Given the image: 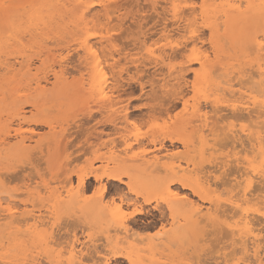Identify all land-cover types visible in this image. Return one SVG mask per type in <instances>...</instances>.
<instances>
[{"label": "rangeland", "instance_id": "rangeland-1", "mask_svg": "<svg viewBox=\"0 0 264 264\" xmlns=\"http://www.w3.org/2000/svg\"><path fill=\"white\" fill-rule=\"evenodd\" d=\"M159 1L160 0H114L113 10L111 8L108 10L103 9L102 11L103 13H107L108 11V14L111 13L112 15L114 13L115 16L113 15V20L115 22L113 20L108 21L106 18L108 14H105V25L103 24V28H100L98 24L93 23V17L95 15V17H98L99 11L101 10H97L96 13H94L95 11L90 8L88 12H92V15H89L87 12L80 14L77 11L78 4L75 0H0V149H2L0 150V171L2 173L0 174V197L7 199L8 205L15 210L14 216L6 219L3 218L8 216L0 211V264H23L26 258L31 260V248L38 242L35 239L37 235L45 232L46 229L48 232H51L50 222L65 215H72L84 223L91 225L94 232H103L105 236H110L111 246L113 248H119L124 252L130 253L131 256H133L132 258L138 260L139 264H190L191 261H204L206 264H221L223 259L225 260L224 256L226 255L227 260L236 258L231 254L234 253L237 247V243L232 244V241H235L233 237L236 238V236L229 235L227 232L230 230L229 228L225 227V230L224 228L221 230L218 225L219 223L216 221L212 223H216L215 225L218 226L217 229L211 226L212 223L208 224L206 222L207 227H204V221L203 223H200L202 222L200 221L194 226L193 224L195 223L183 217L185 213L186 215L190 213L196 203L202 204V211H205L206 206H210V204L208 201H200L198 197L192 193L191 189H183L179 181H185L208 199H219V201H222L231 193L233 194V192L237 191H232L233 187L231 184H227V182L225 184L224 180L226 179L227 181V179H231L229 176L227 178L228 172L230 174L232 173L231 177L236 176V174L239 173V166L241 167V165L232 161L235 167H232V162H229V166H225L228 169L223 167L220 169V162H222L223 158L225 160L229 159L227 155L229 153H231V159L243 157L245 155L244 151L246 150L244 148L248 149L250 141L242 137L239 141L234 139L236 144L233 141V143H229L231 142L230 139L223 140V135L220 136L221 134H219L217 139L215 138L216 140L207 135L209 139L206 138L208 141L206 140L205 143H200L201 141L199 138L191 140L194 136L196 138V133L193 130H195L199 124V122L195 120L194 123H192L196 126L194 129L187 128L189 127L188 125L185 126L187 128L185 130L183 129L184 127L177 128L178 136L189 138L190 141L187 142V145H182L180 142L171 144L169 141L164 140V145L160 148L159 141L163 137L164 132L169 129L170 122L176 118L178 119L183 116L185 118L187 115L190 116L192 113L191 110L197 102H199L197 105L201 109V113L207 111V114H210L209 111L211 108L209 102L211 100L214 98L221 100L225 97H229L230 99L232 97L234 98V96L229 95L228 89H232L234 92L237 91L235 94L238 93V96L249 95L257 97L260 94L261 96L259 95L258 98L264 97L262 95L264 94V84L259 82V79L262 81V77L259 76L258 65L255 63L257 62L256 56H258L257 52H255V36L256 32L257 36L263 32L264 17L254 19L255 21L252 22L251 27L248 25L251 24L250 20L253 19H250V22H248L249 24L245 27L248 31L242 27L243 31H245L244 35L242 31V38L240 36L238 37V34H236L241 32V30L238 31V29L241 28V22H239L240 24L237 23L231 26H229V24H227V26L221 25L218 27L219 29L217 28V31L213 30V32H210V29L208 27L206 28L204 25H198L200 26V31H198L200 33L198 34L200 35L202 33L201 36L204 38L201 37L202 43L199 42L200 49L195 48L197 52L199 51V53L196 52V55H209L210 53V63L215 65L218 61L215 67L217 71L220 72L219 75H221V77L223 76L221 79L223 81L226 79L225 81L230 84L234 83V87L232 84L231 86L227 85L218 75V77L214 76L216 72L213 73L210 71L216 69H213L210 64L207 68L208 74H206V77L203 79L204 81L199 80L198 83V80L196 81L193 74V71L199 69L197 63H192L190 66L185 65L184 73L179 72L173 75L172 73L175 72V69H170L167 65L169 63L176 64L177 61H165L161 59L158 63L156 60V56H159L161 52L166 56H174L176 52L180 51L179 49L174 50L175 52L172 51V46L182 41L179 35L173 34V37L170 39L162 38L161 35L164 29L170 31L175 29L178 25L183 24H179L180 22H173L172 18H169L166 26L165 17L170 15L171 7L166 10L163 4H171L166 3L165 0ZM194 1H196L195 4L201 5V0ZM206 1L205 3L204 0V3L208 5V10L205 20L211 21L210 18L214 17V12L216 10L219 11V9L215 10L214 7L219 8L221 6L220 3L224 0ZM94 2L97 3V0H94L93 3ZM179 2H176V4H184L183 1ZM211 4H213L214 7L211 6ZM157 5H159L160 8L158 7L154 10ZM137 7H139L140 10ZM210 8L211 10L213 9L212 12L209 11ZM181 9L180 13L183 10ZM197 9L199 10V7ZM114 10L115 12H113ZM183 12L182 14L178 13V16L180 14V17H189L188 10L184 12L188 14H184ZM147 13L150 15H147ZM138 14H141L140 17ZM42 17L47 18L43 19ZM159 19L160 21H158ZM213 19L212 21L216 22V19ZM218 19L217 22H219ZM105 20L108 21L106 23H109V27L105 23ZM198 21L201 20L199 19ZM259 22L261 25H258ZM128 23L133 28H131ZM89 25L95 29H99L100 32V35L90 36V44L93 43V48L98 49L99 52L101 51L100 54L102 51H106L107 53L111 52L113 56V51L116 52L113 56L114 59H112L115 61L114 73L116 75V90L114 91V98L117 103L114 104L108 112L102 111L97 90L92 86V83H90L93 80V58L87 54L83 46H81V41L84 36L88 35ZM238 25L239 28L237 29ZM106 26L107 29H105ZM41 27L43 30H41ZM110 30L115 34L112 36L111 40L108 39ZM248 32V36H251V39L247 40V38H249L247 36ZM239 35H241V33H239ZM113 38H115V40ZM209 41H213V44ZM248 41L251 44H249ZM157 44L160 45L159 48H157ZM211 44L212 46H216L211 47ZM250 45L251 47L254 46V51H252L253 49H251ZM243 46L244 48L247 46L250 48H245L247 49L245 50ZM149 47L155 50L154 54L151 56L148 55ZM101 48L104 49L101 50ZM77 49H81L79 54H76ZM205 49L208 50V52ZM70 50L75 57L74 59L69 57V59H72L71 65L68 64L67 60L62 59ZM192 52L193 47L188 45L180 52V59L186 60L187 54ZM234 52L236 54H234ZM83 55L85 56L83 57ZM217 58L221 59L217 60ZM120 59L123 60V63H121ZM85 63L87 64L85 65ZM253 63H255V65ZM259 63H261V61ZM236 65L238 67H236ZM246 67L249 70L246 69ZM121 69H123V72H121ZM135 69H139V71ZM162 72L164 73L163 75ZM83 73H85V75ZM246 73L250 76L246 77ZM54 74L57 76H54ZM171 74L174 77H172ZM239 74L240 77L243 76L247 78V81H256L258 88L256 82H251L253 83L251 85L254 87H248L249 83L247 81L243 82L239 80ZM255 74L258 76L256 77ZM147 75L149 78H147ZM176 75L182 76L184 85L182 89L177 85V81L181 78H178ZM230 75L233 80H231L232 78ZM143 76L145 78V83L152 90L149 93H145L144 101L137 103L131 97L133 95L137 97L140 95L139 81ZM216 77L217 80H215ZM154 78L156 80L159 79L157 80L159 83H157L159 86L158 90L152 87ZM170 81H173V83ZM193 81L196 82L197 94L200 100L198 98V101L190 104L192 109L189 107L190 110L188 109V112H184L183 100L192 95V88L190 86ZM235 81L237 83H235ZM238 81L244 83L247 89L239 82L241 84L240 86ZM166 82H168V85ZM245 82L248 84H245ZM258 82L260 86L262 85L261 88L263 87L262 92L258 90L260 88ZM89 83L91 85H88ZM119 83L121 85H119ZM216 85L226 90L222 88V92ZM118 87L120 88L118 89ZM166 88H169V90ZM211 88H216L219 92ZM254 88H257L256 91L258 90L259 92L256 93ZM179 89L184 90L183 93L185 95H180ZM248 89L250 90L248 91ZM166 90L168 91L167 94L164 93ZM177 92H179V94H177ZM208 92L212 93L210 94ZM200 93H203V95L200 96ZM223 93L226 96L223 95ZM172 94H176L175 96L179 97L177 98ZM227 94L229 96H227ZM249 96L244 98L248 99ZM171 99H173V104L167 103V100ZM144 104H147V107H143L142 105ZM219 105L221 106L222 104ZM223 111L222 114L227 113V111L224 113ZM177 112L181 115L186 113V116L177 117ZM124 114H126V117ZM106 119H112L114 122L110 124ZM242 119L244 122L241 121ZM242 119H237V117L236 119H232V117H228L224 121H221L220 125L223 127V124H225L227 127V125L231 126L233 124V126L235 125L234 127L237 128L240 125L249 126L250 123L253 122L250 119H248L249 122H247V118L246 120L245 118ZM165 122H167L166 126ZM156 124H159L162 129L166 127V130L161 131L155 127L150 128V126ZM192 124H190L191 127L193 126ZM191 130L194 134L193 137L189 136ZM16 131L20 133L17 132V134ZM222 131L226 132V130ZM99 133H101V135ZM206 133L208 132L206 131ZM206 133H204V135ZM124 137H126V142L123 140ZM136 137L138 138V142L134 140ZM157 138L160 139L158 140ZM113 139L114 141L111 143ZM151 140H155L156 143ZM226 140H229L228 143ZM242 140L245 145L237 143V141L242 142ZM246 141L249 143L247 144ZM128 144L131 147H129ZM231 145L235 146L233 147ZM241 146L242 148L239 150ZM240 151L242 152L241 154ZM103 157L108 160L114 159V162L118 164L121 172L132 175L126 177L125 181L131 183L132 187H136V189H139L144 195H155L158 192H163L165 187H167L179 193L181 196H188L190 202L179 210L177 216L167 212V205H162L159 210L153 206L151 211H148L150 215L152 214L154 216L153 218L150 216H146L147 218H145V216L139 218L141 221H145L146 219L150 222L153 220L150 224L148 223L150 226L148 224L143 225L142 223L140 226H135L131 221V233H123L115 226L109 228L112 208L108 206V203L112 198L111 194L105 193L106 199L100 197L99 194H97L96 197H92V192L100 186V184L94 180L93 175L102 174L105 169L106 164L100 161ZM25 158H33L40 164L39 177L33 173L32 169H29V176H25L24 172L21 170L23 166L20 164V161ZM149 160L153 163L151 161L148 163ZM154 160L158 163V167L157 165H153ZM157 160L159 161L157 162ZM254 160L257 164L260 157ZM145 161L146 163H144ZM151 163L153 166L149 165L146 169L145 165ZM125 165L126 167L128 166V169L125 168ZM177 165L179 166L178 169L176 168ZM230 166L233 171L229 169L231 168ZM90 172L91 175H88ZM224 172L227 173L223 175ZM218 174L223 177L220 181L216 179ZM81 178L85 180L84 186L82 187L79 185ZM151 178H153V180ZM171 180L175 181L173 184L171 183L172 185L169 184ZM104 183L106 187L110 188L112 191H115L117 185L122 189H127L128 187L127 185L112 180H105ZM260 185L262 187L264 186V184H260L258 180H255L253 183V187L255 186L254 188L258 190L262 189ZM77 186H79V189ZM228 190L232 192L230 193ZM89 197L92 198L89 199ZM90 203H92V207L88 208V204ZM3 205H7V202H3ZM31 213L37 217V221L32 220L30 217ZM162 213L165 215L162 218L163 220L159 219L162 217L160 216ZM11 219L14 220L12 221ZM221 220H223L225 224H232L233 222L230 221V219L227 220L224 218H221L219 222ZM186 221H188L187 224L189 225L185 223ZM262 222L264 221L261 219L256 221L255 233L256 231L259 233ZM161 225L164 226L163 235L157 236L156 233L161 231ZM219 228L220 230H218ZM201 230H205L207 233L205 234V231L202 232ZM195 232H197V236ZM136 233H139V235H135ZM2 235L7 238H4ZM81 235L84 234L81 233ZM141 236L144 237L143 240L140 239ZM228 236L231 237V239ZM10 239L12 240L10 241ZM25 242H27V244ZM12 249L14 252H12ZM229 251V255L231 254L230 256L226 254ZM49 258L53 262L64 260L65 264H67V257L58 255L57 252L50 251Z\"/></svg>", "mask_w": 264, "mask_h": 264}, {"label": "bare ground", "instance_id": "bare-ground-1", "mask_svg": "<svg viewBox=\"0 0 264 264\" xmlns=\"http://www.w3.org/2000/svg\"><path fill=\"white\" fill-rule=\"evenodd\" d=\"M59 1V0H58ZM76 2H77V4L78 3H85V4H92L93 3V1L94 0H75ZM158 1V0H157ZM161 1V0H160ZM159 1V2H160ZM184 2V4H195L196 3V1H194V0H165V2L166 3H170V4H176V2ZM215 1V0H214ZM30 2V1H29ZM141 2V1H140ZM179 2V3H180ZM207 1L205 0V3H206ZM31 3V2H30ZM61 3V2H60ZM95 3V2H94ZM93 3V4H94ZM115 3V2H114ZM117 3V2H116ZM205 3H204V0H201V5H203L204 7L203 8H199V10L198 9H192V8H188V9H183L184 10V12L186 11V10H188V12H189V17L188 16H182V17H180V14H182V12H183V10L181 11V13L179 14V16H178V14L175 16V17H172V21L173 22H180L179 24H182V25H178L175 29H172V30H170V31H167V29H164V31H163V34L161 35V37L162 38H165V39H170L171 37H173V34H177V36L179 35V37L182 39V41H181V44H185L186 42H185V34L186 33H191L192 31H194V30H198V31H200V26H198V25H207V27L210 29L209 31L210 32H213V30H218L219 28L218 27H220L221 25H226L227 26V24H229V26H231V25H235V24H240L239 22H241V28L240 29H238L239 28V25H238V27H237V29H238V31H240L241 30V32H239V33H241V35H239V33H236V34H238L237 36L239 37H241L242 38V31H243V29H242V27H246L247 26V24H249L248 22H250L251 21V24L250 25H248V26H250L251 27V25H252V22H254L255 20L254 19H257V18H259L260 19V17L261 18H263L264 17V4H262V0H224L222 3H220L221 4V6L219 7V8H215L214 7V5L213 4H211V6H213L214 7V9L216 10V9H219V11H215L214 12V17L213 18H215L216 19V22L214 21H212V15L211 16H208V17H211L210 18V20L212 21H206L205 19H206V14H207V10H208V5H205ZM28 4V3H27ZM142 4V3H141ZM146 4V3H145ZM144 4V5H145ZM149 4V3H148ZM160 4V3H159ZM178 4V3H177ZM218 4V3H217ZM66 5V4H65ZM138 5H139V3H138ZM147 5V4H146ZM163 5H165V4H163ZM238 5H244L245 7H243V8H241V7H237ZM248 5H251V7H248ZM14 6V5H13ZM219 6V5H218ZM139 7H142V6H139ZM139 7H137L138 9H139ZM207 7V8H206ZM113 8L114 7H112V10H113ZM150 8V7H149ZM160 8V7H159ZM90 9V8H89ZM108 10V9H107ZM106 10V11H107ZM140 10V9H139ZM160 10V9H159ZM162 10V9H161ZM171 11H170V13L172 12V9H170ZM213 10V9H212ZM212 10H211V8L209 9V11H211L212 12ZM90 11V10H89ZM145 11V10H144ZM147 11V10H146ZM14 12V11H13ZM100 12V11H99ZM109 12H110V10H109ZM112 12V11H111ZM113 12H115V10L113 11ZM112 12V13H113ZM183 12V13H184ZM92 13V12H91ZM94 13H96V11L94 12ZM140 13V12H139ZM143 13H145V12H143ZM153 13V12H152ZM151 13V14H152ZM68 14V13H67ZM84 14V13H83ZM105 14H108V11H107V13H104V16H105ZM184 14H188L187 12L186 13H184ZM183 14V15H184ZM19 15V14H18ZM92 15V14H91ZM97 15H98V13H97ZM113 15H114V13H113ZM136 15V14H135ZM139 15V14H138ZM141 15V14H140ZM140 15H139V17H140ZM143 15V14H142ZM147 15H150V14H148L147 13ZM147 15H145V16H147ZM162 15V14H161ZM169 15V14H168ZM20 16V15H19ZM96 16V15H95ZM94 16V17H95ZM115 16V15H114ZM144 16V15H143ZM153 16H154V14H153ZM14 17V16H13ZM17 17V16H16ZM137 17V16H136ZM162 17V16H161ZM20 18V17H19ZM18 18V19H19ZM43 18V17H42ZM44 18H47V17H44ZM43 18V19H44ZM65 18V17H64ZM106 18H107V15H106ZM105 18V19H106ZM152 18H154V17H152ZM160 18V17H159ZM162 18H164V17H162ZM218 18H220V19H218ZM150 19V18H149ZM149 19H147V20H149ZM161 19V18H160ZM160 19L158 20V21H160ZM201 20V21H198V20ZM217 19L219 20V22H217ZM250 19H253V20H250ZM13 20V19H12ZM15 21H17L16 19H14ZM54 20V19H53ZM214 20V19H213ZM220 20H221V22H220ZM250 20V21H249ZM114 21V20H113ZM122 21V20H121ZM120 21V22H121ZM127 21V20H126ZM133 21V20H132ZM134 21H136V20H134ZM157 21V20H156ZM257 21V20H256ZM258 21H260V20H258ZM49 22V21H48ZM106 22H108V21H106L105 20V23ZM115 22V21H114ZM129 22V21H128ZM146 22V21H145ZM155 22V21H154ZM263 22V21H262ZM15 23V22H14ZM113 23V22H112ZM130 23V22H129ZM128 23V24H129ZM149 23V22H148ZM161 23V22H160ZM13 24V23H12ZM104 24V23H103ZM107 24V23H106ZM109 24V23H108ZM107 24V25H108ZM115 24V23H114ZM114 24H113V26H114ZM118 24H120V23H118ZM159 24V23H158ZM255 24V23H254ZM53 25V24H52ZM105 25V24H104ZM112 25V24H111ZM110 25V26H111ZM130 25V24H129ZM136 25V24H135ZM143 25V24H142ZM258 25H261L260 24V22H259V24ZM36 26V25H35ZM131 26V25H130ZM134 26V25H133ZM153 26V25H152ZM156 26V25H155ZM154 26V27H155ZM255 26V25H254ZM257 26V25H256ZM108 27H109V25H108ZM112 27V26H111ZM166 27V26H165ZM206 27V28H207ZM264 27V26H263ZM45 28V27H44ZM122 28V27H121ZM131 28H133L132 26H131ZM150 28H152V27H150ZM163 28H164V26H163ZM163 28H161V29H163ZM218 28V29H217ZM73 29V28H72ZM105 29H107V26H106V28ZM111 29V28H110ZM237 29H236V31H237ZM251 29V28H250ZM41 30H43L42 29V27H41ZM113 30V29H112ZM117 30H118V28H117ZM122 30V29H121ZM147 30V29H146ZM159 30V29H158ZM245 30L246 31H248L247 30V28H245ZM46 31H48V30H46ZM111 31V30H110ZM116 31V30H115ZM161 31V30H160ZM197 31V37L195 38V44L193 45L192 44V40L191 39H189L188 41H187V45H190V47H195V48H199V44L200 43H202V39H201V37H203V36H201V34L199 35L198 33H200V32H198ZM237 31V32H238ZM250 31V30H249ZM24 32V31H23ZM35 32V31H34ZM132 32V31H131ZM158 32V31H157ZM244 33H243V35L245 34V31H243ZM64 33H66V32H64ZM88 33V32H87ZM121 33V32H120ZM133 33V32H132ZM147 33V32H146ZM150 33V32H149ZM152 33H153V31H152ZM154 33H156V32H154ZM215 33V32H214ZM262 33H264V29H263V32ZM135 34V33H134ZM248 34H249V32L247 33V36H248ZM115 35V34H114ZM154 35V34H153ZM212 35H214V34H212ZM211 35V36H212ZM253 35H255V34H253ZM26 36V35H25ZM205 36V35H204ZM246 36V37H247ZM20 37V36H19ZM28 37V36H27ZM38 37V36H37ZM46 37V36H45ZM115 37V36H114ZM146 37V36H145ZM179 37H178V39H179ZM213 37V36H212ZM234 37H235V35H234ZM249 37V36H248ZM251 37V36H250ZM247 38V40L248 39H251V38ZM255 37H257V32H256V36ZM204 38V37H203ZM236 38V37H235ZM253 38V37H252ZM114 40H115V38H113ZM148 39V38H147ZM214 39V38H213ZM204 40V39H203ZM236 40V39H235ZM247 40H245V41H247ZM253 40H255V39H253ZM91 41V40H90ZM177 41H179V40H177ZM225 41V40H224ZM251 41V40H250ZM12 42H13V40H12ZM200 42V43H199ZM204 42H205V40H204ZM210 42V41H209ZM212 42V44H213V41H211ZM210 42V43H211ZM241 42H242V39H241ZM240 42V43H241ZM243 42H244V40H243ZM177 43V42H176ZM209 43V44H210ZM224 43V42H223ZM227 43V42H226ZM248 43H249V41H248ZM80 44V43H79ZM93 44V43H92ZM92 44H90L89 43V45L87 46V47H83L84 49H85V51H86V53L87 54H89L90 56H91V50L92 49H94L93 47V45ZM212 44H211V47H215L216 45H213L212 46ZM225 44V43H224ZM247 44V43H246ZM249 44H251V43H249ZM12 45V44H11ZM33 45V44H32ZM98 45V44H97ZM104 45V44H103ZM252 45H253V43H252ZM255 45H256V50H255V52H257V54H258V56H256L257 58V62H255V63H257V65H258V74H259V76H261L262 77V75H261V68L262 67H264V65H262L261 63H259L260 61H261V53L259 52V50H258V45H257V42L255 43ZM81 46H82V44H81ZM150 46V45H149ZM153 46V45H152ZM234 46H235V43H234ZM32 47V46H31ZM98 47V46H97ZM104 47V46H103ZM249 46H247V47H245V48H248ZM250 47H251V45H250ZM249 47V48H250ZM254 47V46H253ZM253 47H251V49H253ZM46 48V47H45ZM82 48V49H83ZM132 48V47H131ZM150 48V47H149ZM173 48V47H172ZM186 48V47H185ZM243 48H244V46H243ZM242 48V49H243ZM244 48V49H245ZM248 48V49H249ZM40 49V48H39ZM42 49V48H41ZM96 49V48H95ZM104 49V48H103ZM102 48H101V50H103ZM134 49V48H133ZM168 49H169V47H168ZM167 49V50H168ZM200 49V48H199ZM250 49V50H251ZM106 50V49H105ZM206 50V49H205ZM245 50H247V49H245ZM84 51V50H83ZM172 51H174V50H172ZM186 51V50H185ZM204 51V50H203ZM207 52H208V50H206ZM205 51V52H206ZM214 51V50H213ZM235 51V50H234ZM240 51V50H239ZM252 51H254V49L252 50ZM101 52V51H100ZM175 52V51H174ZM197 52V51H196ZM201 52H202V50H201ZM200 52V53H201ZM231 52V51H230ZM237 52V51H236ZM248 52V51H247ZM102 53H103V55H102ZM102 53L100 54V57L98 56V57H95V58H93L92 56V58H93V60H92V69H93V80L90 82V83H92V86L93 87H95L96 88V90H97V93H98V96H99V101H100V106H101V108H102V111H106V112H108V111H110V109H111V107L114 105V104H116L117 103V101H116V99L114 98V91L116 90V79H115V73H114V67H115V61H113V56H112V53L111 52H103L102 51ZM105 53H107V55H105ZM119 53V52H118ZM172 53V52H171ZM197 53H199V51L197 52ZM203 53V52H202ZM214 53V52H213ZM227 53V52H226ZM26 54V53H25ZM215 54V53H214ZM234 54H236L235 52H234ZM249 54V53H248ZM41 55V54H40ZM102 55V56H101ZM144 55V54H143ZM198 56H199V58H200V63H202V64H204L205 65V69L204 70H201V68H200V63H197L196 61H193V64L194 63H197L198 64V67H199V69L197 70H195V71H193L194 73V76H195V79H196V81L198 80V83H199V80H203L205 77H206V74H208L207 73V68H208V66H209V64L212 66V68L214 69H216V70H212V71H210V72H219V71H217V68L215 67V66H217L216 64L218 63V61H217V63L215 64V65H213V63H210V61H209V55H210V53H209V55L208 54H204V55H207L208 56V59L207 60H205L204 59V55H202V54H197ZM238 55V54H237ZM240 55V54H239ZM250 55H251V51H250ZM27 56V55H26ZM29 56V55H28ZM31 56V55H30ZM50 56V55H49ZM48 56V57H49ZM85 55H83V57H84ZM173 56V55H172ZM223 56V55H222ZM222 56H221V58H222ZM216 57V56H215ZM244 57V56H243ZM248 57V56H247ZM113 58V59H112ZM116 58V57H115ZM221 58H217V60H219V59H221ZM235 58H237V57H235ZM102 60L103 61V63L101 64V65H97V60ZM223 59V58H222ZM86 60H87V58H86ZM121 60V59H120ZM224 60V59H223ZM233 60V59H232ZM22 61H24V60H22ZM89 61V60H88ZM81 62V61H80ZM141 62V61H140ZM214 62H216V61H214ZM220 62V61H219ZM242 62V61H241ZM23 63V62H22ZM25 63V62H24ZM119 63V62H118ZM255 63H253L254 65H255ZM87 63H85V65H86ZM245 64V63H244ZM22 65V64H21ZM82 65V64H81ZM235 65V64H234ZM252 65V64H251ZM210 66V67H211ZM214 66V67H213ZM232 66V65H231ZM61 67V66H60ZM84 67V66H83ZM89 67V66H88ZM87 67V68H88ZM236 67H238L237 65H236ZM242 67H244V66H242ZM248 67V66H247ZM246 67V69H248ZM91 68V67H90ZM158 68V67H157ZM161 68V67H160ZM61 69L63 70V68L61 67ZM124 69V68H123ZM129 69H132V68H129ZM162 69V68H161ZM231 69H232V67H231ZM245 69V68H244ZM245 69V70H246ZM255 69V68H254ZM254 69H253V71H254ZM31 70V69H30ZM86 70V69H85ZM135 70H137V69H135ZM141 70V69H140ZM154 70V69H153ZM249 70V69H248ZM252 70V69H251ZM250 70V71H251ZM7 71V70H6ZM5 71V72H6ZM32 71V70H31ZM137 71H139V69L137 70ZM148 71V70H147ZM160 71V70H159ZM198 71H200L201 72V75L199 76V77H197L196 76V73L198 72ZM136 72V71H135ZM154 72V71H153ZM186 72V71H185ZM228 72V71H227ZM247 72V71H246ZM7 73V72H6ZM10 73V72H9ZM82 73V72H81ZM81 73H79V74H81ZM148 73H149V71H148ZM161 73V72H160ZM170 73V72H169ZM175 73V72H174ZM182 73H184V72H182ZM192 73V72H191ZM215 73V75L214 76H219V78L221 79L222 77H221V75H219L220 74V72L218 73V74H216ZM251 73V72H250ZM252 73H254V72H252ZM256 73H257V71H256ZM23 74V73H22ZM27 74V73H26ZM25 74V75H26ZM84 75H85V73H83ZM82 74V75H83ZM164 73L162 72V75H163ZM176 74V73H175ZM223 74H224V72H223ZM222 74V75H223ZM225 74H226V72H225ZM237 74V73H236ZM240 74H241V72H240ZM240 74H239V77H240ZM62 75V74H61ZM64 75V74H63ZM81 75V76H82ZM172 75V74H171ZM170 75V76H171ZM174 75V74H173ZM172 75V77H174ZM243 75V74H242ZM254 75V74H253ZM27 76V75H26ZM54 76H57V75H55L54 74ZM87 76V75H86ZM141 76V75H140ZM144 76H146V75H144ZM143 76V77H144ZM177 76V75H176ZM184 76V75H183ZM217 76V77H218ZM225 76V75H224ZM231 76V75H230ZM234 76V75H233ZM248 76H250L249 74L247 75V73H246V77H248ZM255 76L257 77L258 75H256L255 74ZM104 77H107V79H104ZM169 77V76H168ZM178 78L180 77L181 79H182V76H177ZM185 77H187V76H185ZM217 77H216V79L215 80H217ZM238 77V78H239ZM241 77H243V76H241ZM240 77V78H241ZM251 77H254V76H251ZM39 78H41V77H39ZM46 78V77H45ZM83 78H85V77H83ZM147 78H149V76L147 75ZM170 78V77H169ZM227 78H229V77H227ZM231 78H232V76H231ZM239 78V80H242L243 82L244 81H247V78H245V77H243L242 79H240ZM250 78V77H249ZM15 79V78H14ZM90 79V78H89ZM88 79V80H89ZM119 79V78H118ZM155 79V78H154ZM163 79V78H162ZM167 79V78H166ZM235 79H236V77H235ZM252 79V78H251ZM262 79V78H261ZM13 80V79H12ZM79 80H80V78H79ZM150 80L152 81V79H151V77H150ZM157 80H159V79H157ZM177 80H179V79H177ZM212 80V79H211ZM214 80V79H213ZM222 80V79H221ZM226 80V79H225ZM223 81V82H225L227 85H230L231 86V84L230 83H227L226 81ZM231 80H233V78L231 79ZM204 81V80H203ZM228 81V80H227ZM19 82V81H18ZM88 82V81H87ZM122 82V81H121ZM169 82V81H168ZM168 82H166L167 83V85H168ZM170 82H172L173 83V81H170ZM178 82V81H177ZM241 83V81H238V83ZM248 83H246L245 82V84H248V87H252L253 85H251V84H253V83H251V82H256V81H247ZM259 82L261 83L262 81L259 79ZM259 82H258V84H259ZM82 83V82H81ZM85 83V82H84ZM88 84V85H91V84ZM158 83V82H157ZM164 83V82H163ZM163 83H161V84H163ZM220 83V82H219ZM222 83V82H221ZM235 83H237L236 81H235ZM239 83V85L241 86V84H243L242 86H244V83H241L240 84ZM47 84V83H46ZM159 84V83H158ZM234 84V83H233ZM232 84V85H233ZM261 84H264V83H261ZM119 85H121L120 83H119ZM123 85H124V83H123ZM175 85V84H174ZM177 85H179V84H177ZM189 85V84H188ZM207 85H209V84H207ZM212 85V84H211ZM251 85V86H250ZM256 85H257V82H256ZM84 86V85H83ZM118 86V85H117ZM171 86V85H170ZM217 86V85H216ZM236 86H238V85H236ZM259 86H260V84H259ZM262 86V85H261ZM261 86H260V88L258 89L259 91H263V87L261 88ZM264 86V85H263ZM169 87V86H168ZM176 87V86H175ZM179 87V86H178ZM191 87V86H190ZM205 87H207V86H205ZM213 87V86H212ZM233 87H234V85H233ZM244 87H246V86H244ZM254 87V86H253ZM256 87V86H255ZM120 87H118V89H119ZM217 88L218 89H222L220 86H217ZM257 88H258V85H257ZM257 88H254V90L256 91V89ZM133 89V88H132ZM166 89H168L169 90V88H166ZM174 89V88H173ZM176 89V88H175ZM211 89H215V91H218V89L216 90V88H211ZM224 90H226L225 88H223ZM242 89H243V87H242ZM245 89V88H244ZM246 89H247V87H246ZM180 91V95L181 94H184L183 93V91L184 90H181V89H179ZM235 90H236V88H235ZM250 89H248V91H249ZM253 90V89H252ZM256 91V93L257 92H259V91ZM124 91V90H123ZM167 91V90H166ZM166 91H164V93H168V91L166 92ZM171 91H173V90H171ZM222 91V90H221ZM228 92H229V95L230 96H234V98L232 99H230L229 97V99L228 98H223V99H218V98H214L213 100H209L210 102H209V106H210V108H211V110L209 111V113L210 114H207V111H206V109L204 108V110L206 111V112H204V111H202V112H204V113H201V109L199 108V106L197 105L199 102H197L196 104H194V106H193V108H195L196 110L195 111H193V109H192V107H190L191 105H189V107L192 109L191 111H192V113L190 114V116L189 115H187V117H185L184 118V116L183 115H185V114H183V115H180V116H183V117H181V118H176L175 120H172L171 122H170V124H169V129L167 130V131H165L164 132V134H163V137L161 138V140L159 141V146H160V148L161 147H163V143H164V140H166V141H169L171 144H173L174 142H180V143H182V145H187V142L188 141H190L189 140V138L187 137V138H184V137H182V136H178V130H177V128L178 127H184L183 129L185 130V129H187V128H189V129H194L196 126H194L192 123H194V120L195 121H198L199 122V124L197 125V128H195V130H193V131H195V135H196V138H195V136H194V134H193V131L191 132L190 131V133H189V136L191 137H193L194 136V138H192L191 140H193V139H197V138H199L200 139V143H205L206 142V140L207 139H209L208 138V136H211V137H213L214 139L216 138L217 139V137H219V134H221L220 136H222V139L223 140H225V139H230V141L231 142H229V143H233V142H235V140L234 139H237L238 141L240 140V139H242V137L243 138H247L248 139V141H250V143L249 142H247V144L249 143V147H248V149L247 148H244V149H246L244 152V156L243 157H240V158H238V157H236L235 159H231V160H229V159H224L223 158V160H222V162H220V169L223 167V168H227V167H225V166H229V162H236L237 164H240L241 165V167L239 166V168H240V170H239V168H238V170H239V173H237L236 174V176H234L236 179L233 181V180H229V179H227V181H226V179L224 180V182H225V184H226V182H227V184L229 183V184H231V186L234 188H232L231 186V188H232V191H234V190H237V191H235L236 192V199H237V201L238 200H241V199H243L244 197H243V189L240 187V185L241 184H243V186L244 187H249V185H251V187L249 188V191H250V203H251V206H255V207H257V204H256V201H258L259 199H260V195L259 194H261V191H262V189H257V188H254L253 187V183H254V181L256 180H258L259 182H260V184L262 183V181H264V177H262V176H260V175H258V174H256V173H252L251 175H250V170L253 168V167H255L256 169H259V167H260V162H261V160H264V103H261V100H262V98H258V96L260 95L259 93V95L257 96V97H254V96H249V95H243V96H241V95H239L238 96V93H236L235 94V92H237V91H235L234 92V90H232V89H228L227 90ZM226 91V92H227ZM163 92V91H162ZM179 92H177V94H179ZM219 92V91H218ZM223 92V91H222ZM221 92V93H222ZM251 92H253V91H251ZM86 93V92H85ZM163 93V94H164ZM172 93V92H171ZM208 93H210V92H208ZM212 93V92H211ZM210 93V94H211ZM217 93V92H216ZM263 93H264V91H263ZM92 94V93H91ZM90 94V95H91ZM240 94V93H239ZM173 95V94H172ZM176 94H174L173 96H175ZM185 95V94H184ZM183 95V96H184ZM223 95H225L224 93H223ZM228 94H227V96H229ZM237 95V96H236ZM263 96H264V94H262ZM117 96V95H116ZM211 96H213V95H211ZM210 96V97H211ZM226 96V95H225ZM247 96H249V98L248 99H246V98H244V97H247ZM261 96V95H260ZM21 97V96H20ZM175 97H177V96H175ZM179 97V96H178ZM177 97V98H178ZM220 98V97H219ZM181 99V98H180ZM173 99H171V100H167L168 102L167 103H172L173 104V101H172ZM199 100H200V98H199ZM181 101V100H180ZM196 101H198V100H196ZM120 102V101H119ZM118 102V103H119ZM206 103V102H205ZM184 104V103H183ZM207 104V103H206ZM205 104V105H206ZM219 104H222L221 106L219 105ZM200 105V104H199ZM132 106V105H131ZM203 106V105H202ZM220 106V107H219ZM233 106H235V109L233 108ZM100 108V109H101ZM184 108H185V106H184ZM99 109V110H100ZM209 109V108H208ZM190 110V109H189ZM223 110H225V111H227V113H225V114H222V111ZM225 111H223V113L225 112ZM185 112V111H184ZM188 112V111H187ZM251 114H254V115H251ZM124 116L126 117V114H124ZM186 116V115H185ZM252 116H253V118H252ZM228 117H232V119H236V117H237V119H242V118H245V120H246V118H247V120L248 119H250L251 121H253V122H251L250 123V125L249 126H251V127H249V126H245V125H240L239 127H234L233 126V124L231 125V126H229V125H227V127H226V125L225 124H223L224 126L222 127L220 124H221V121H224L225 119H227ZM235 117V118H234ZM171 119V118H170ZM173 119V118H172ZM106 121H108V122H110V124H112L111 122H114V120L112 121V119L110 120V119H106ZM237 121V120H236ZM241 121H243V119L241 120ZM244 122V121H243ZM247 122H249V120L247 121ZM227 123V122H226ZM190 124H192L193 126L191 127V125ZM218 124H219V126H218ZM102 125V124H101ZM186 125H188L189 127H185ZM237 125V124H236ZM224 127H226V128H224ZM106 128V127H105ZM182 129V130H183ZM208 132V133H206V131ZM110 130V129H109ZM176 130V131H175ZM222 130H226V132H224V131H222ZM187 131V130H186ZM205 131V132H204ZM20 133L19 131H16V133ZM100 132V131H99ZM200 132H204V133H206L205 135H204V133H200ZM217 132V133H216ZM219 132H221V133H219ZM17 133V134H18ZM100 135H101V133H99ZM203 134V135H202ZM20 135V134H19ZM162 135V134H161ZM208 135V136H207ZM158 136V135H157ZM207 136V137H206ZM30 137H32V136H30ZM116 137V136H115ZM141 137V136H140ZM110 138V137H109ZM142 138V137H141ZM201 138H202V140H201ZM207 138V139H206ZM212 138V139H213ZM27 139H29V138H27ZM116 139V138H115ZM130 139V138H129ZM154 139V138H153ZM158 139V138H157ZM160 139V138H159ZM158 139V140H159ZM187 139V140H186ZM215 139V140H216ZM118 140V139H117ZM123 140L126 142V137H124L123 138ZM134 140H138V138L136 137ZM140 140V139H139ZM163 140V141H162ZM113 141H114V139L111 141V143H113ZM120 141V140H119ZM122 141V140H121ZM135 141V142H136ZM142 141V140H141ZM151 141H153V140H151ZM155 141V140H154ZM153 141V142H154ZM195 141V140H194ZM208 141V140H207ZM227 141V143H228V141L229 140H226ZM233 141V142H232ZM237 141V143H242V145H245V144H243V140H242V142L240 141V142H238ZM244 141H245V139H244ZM117 142V141H116ZM138 142V141H137ZM158 142V141H157ZM196 142V141H195ZM124 143V142H123ZM155 143H156V141H155ZM226 143V142H225ZM25 144V143H24ZM235 144H236V142H235ZM129 145V144H128ZM228 145V144H227ZM239 145V144H238ZM231 146H233V145H231ZM235 146V145H234ZM233 146V147H234ZM236 148V147H235ZM237 148H239V147H237ZM241 148H242V146L240 147V149L239 150H241ZM159 149V148H158ZM163 149V148H162ZM203 149V148H202ZM0 150H2V149H0ZM239 152V151H238ZM236 153V152H235ZM242 152L240 151V154H241ZM251 154V155H250ZM166 155V154H165ZM228 155V154H227ZM250 155V156H249ZM118 156V155H117ZM1 157V156H0ZM245 157H247L248 159H245ZM257 157H260V160H259V162H257V164L255 163V158H257ZM154 159H156L155 157H153ZM116 159V158H115ZM159 159V158H158ZM117 160V159H116ZM153 160V159H152ZM100 161H102V162H104L106 165H105V169H104V171L105 170H107V171H109V172H119V173H122V174H124L123 172H121V170L119 169V167H118V164H116L115 162H114V159L113 160H108V159H105L104 157L103 158H101V160ZM148 161V160H147ZM150 161L151 160H149V162L148 163H150ZM156 160H154V166L155 165H157L158 163H156L155 162ZM159 160H157V162H158ZM258 161V160H257ZM152 162V161H151ZM233 162H232V164H233ZM118 163V162H117ZM144 163H146V161L144 162ZM153 163V162H152ZM152 163L151 164H147V165H145L146 166V169H147V167H149V165L151 166L152 165ZM143 164V163H142ZM111 165V166H110ZM152 165V166H153ZM144 166V167H145ZM234 166V164L232 165V167ZM91 167V166H90ZM157 167H158V165H157ZM231 167V166H230ZM232 167L231 168H229L230 170L232 169ZM235 167V166H234ZM108 168V169H107ZM125 168L126 169H128V166L126 167V165H125ZM145 169V168H144ZM157 169V168H156ZM228 169V168H227ZM224 170H226V169H224ZM238 170H237V172H238ZM154 171V170H153ZM232 171H233V169H232ZM232 171H230V172H232ZM235 172V171H234ZM91 173V172H90ZM128 173H130V172H128ZM227 173V172H226ZM225 172H224V174L223 175H225L226 174ZM229 173V172H228ZM0 174H2L1 173V171H0ZM232 174V173H231ZM4 176H5V173H4ZM130 176H132V175H127L126 174V177H130ZM142 176V175H141ZM96 175H93V178H94V180H96ZM138 177V176H137ZM227 178H228V175H227ZM152 180H153V178H151ZM108 180H112V179H108ZM112 181H117V180H112ZM134 181H136V180H134ZM206 181H208V180H206ZM211 181V180H210ZM233 181V182H232ZM88 182V181H87ZM117 182H119V183H121L120 181H117ZM173 182H175V181H170V183L169 184H173ZM84 183H85V180H84V178H81L80 179V181H79V185H80V187H82V186H84ZM186 182L185 181H179V184L181 185V187L183 188V189H191L192 190V193L194 194V195H196L197 197H198V199L200 200V201H202V202H204V201H208L209 202V204H210V206H206V210L205 211H202L201 209H202V204H195V206L193 207V209L190 211V213L189 214H187L186 215V213H185V215H183V217L184 218H187L188 220H191V222L192 223H195V224H193L194 226L196 225V224H198L200 221H202V222H200V223H203V221H204V223H203V225H204V227H207L206 226V223H212L213 221H216L217 223H219L218 225L220 226V228H221V230H222V227H221V224H220V222H219V220L221 219V218H224L225 219V215H227V217H229L228 219H230V221H233L232 222V229H230V230H226L228 233H229V235H230V232H232V230H235V236H236V238H237V241L239 242L238 244H240L241 246H243L245 243H247V244H251L252 243V238H249L247 241H245V240H242V239H240V236H241V232H244V234L245 235H247V232L245 231V228H246V225L243 223V220H242V218H241V216H236L235 218H232V212H229L228 211V209L229 208H231V205H229V204H227L226 203V201H228V200H230V199H232L233 198V194L230 192V190H228L231 194L227 197V198H225V199H223L222 201H219V199H217V200H213V199H208V198H206V197H204V196H202L201 194H200V192L199 191H197V190H195L194 188H192L188 183V187L187 188H185L184 187V184H185ZM232 183H233V185H232ZM116 184V183H115ZM118 184V183H117ZM124 185H129V183L127 182V181H124V183H123ZM171 184V185H172ZM257 184V183H256ZM177 185V184H176ZM255 185V184H254ZM257 185H259V184H257ZM263 185V184H262ZM103 186L104 187H106V185H105V183H103ZM167 186H169V185H167ZM261 186V185H260ZM99 187H101V185L99 186ZM98 187V188H99ZM257 187V186H256ZM262 187V186H261ZM264 187V186H263ZM227 188V187H226ZM235 188H237V189H235ZM258 188H260V187H258ZM133 189L135 190L136 189V187H133ZM4 190V189H3ZM226 190V189H225ZM173 191V190H172ZM226 192H227V190H226ZM228 193V192H227ZM234 193V192H233ZM8 194V193H7ZM226 195V194H225ZM182 196H185V195H182ZM6 197V196H5ZM13 197V196H12ZM7 198H9V197H7ZM3 199H5V198H3V197H0V211L1 212H3L4 213V215L6 214L8 217H4L3 219H6V218H12L13 216H14V214H15V210H14V208H12L11 206H9L8 205V201H7V199H5V200H3ZM101 199V198H100ZM3 200V201H2ZM10 201V200H9ZM194 201V200H193ZM3 202H7V205H3ZM12 202V201H11ZM190 201L188 200V201H181V202H176V203H174L173 204V206H172V211L170 212V214L171 215H174V216H177L178 214L177 213H179V210L181 209V208H183L184 206H186L188 203H189ZM10 204V203H9ZM92 203H90V204H88V208L89 207H92V205H91ZM193 204V203H192ZM95 206V205H94ZM126 207H127V205H125ZM193 206V205H192ZM96 207V206H95ZM98 207V206H97ZM92 209V208H91ZM97 209V208H96ZM88 213V212H87ZM160 214V213H159ZM183 214V213H182ZM17 215V214H16ZM111 215V214H110ZM252 219L249 221V223H250V225H251V227H252V229H254V230H256V227H255V223H256V221L258 220V219H261V220H263L264 221V218H261L257 213H255V212H253L252 214ZM144 216H150L151 218H153L154 216L151 214H149L148 213V211H146V213L144 214ZM160 216H162V217H160L159 219H162L165 215H163V213L160 215ZM174 216H172V217H174ZM257 216H259V217H257ZM3 217V216H2ZM30 217L32 218V220L33 221H37V217L34 215V214H30ZM159 217V216H158ZM149 218V217H148ZM179 218V217H178ZM215 218V219H214ZM17 219V218H16ZM158 219V218H157ZM156 219V220H157ZM227 219V220H228ZM231 219H233V220H231ZM255 219H256V221H255ZM2 220V219H1ZM12 220V219H11ZM10 220V221H11ZM14 220V219H13ZM12 220V221H13ZM23 220V219H22ZM108 220V219H107ZM149 220H151V219H149ZM163 220V219H162ZM27 221V220H26ZM151 221H153V220H151ZM150 221V222H151ZM155 221V220H154ZM174 221V220H173ZM181 221V220H180ZM150 222L149 221H147L146 219H145V221H141V220H139V219H136V218H133V220H132V224L133 225H135V226H140L141 225V223L144 225V224H150ZM187 222L188 221H186L185 223L187 224ZM206 222V223H205ZM0 224H1V222H0ZM148 224V225H149ZM216 223H212V227H214V228H218V226H216L215 225ZM257 224V223H256ZM152 225V224H151ZM155 225V224H154ZM187 225H189V224H187ZM214 225V226H213ZM150 226V225H149ZM180 226V225H179ZM209 226V225H208ZM216 226V227H215ZM258 226V225H257ZM147 227V226H146ZM142 228V227H141ZM148 228V227H147ZM220 228L218 229V230H220ZM259 228V227H258ZM144 229V228H143ZM142 229V230H143ZM178 229V228H177ZM205 229V228H204ZM208 229V228H207ZM226 228L224 227V230H225ZM198 230V229H197ZM210 230V229H209ZM132 231V230H131ZM134 231V230H133ZM198 231H200V230H198ZM202 231V230H201ZM205 231V230H204ZM204 231H202V232H204ZM230 231V232H229ZM143 232V231H142ZM197 232H195V235L197 236V234H196ZM207 232L205 231V234H206ZM220 233V232H219ZM226 233V232H225ZM227 233V234H228ZM256 233H257V231H256ZM202 234H204V233H202ZM5 235V234H4ZM4 235H2L4 238H7V237H5ZM128 235V234H127ZM199 235V234H198ZM201 235V234H200ZM254 235H255V233H254ZM1 236V235H0ZM126 237V236H125ZM127 237H129V236H127ZM199 237V236H198ZM222 237H225V236H222ZM229 237V236H228ZM233 237V236H232ZM179 238V237H178ZM230 239H231V237H229ZM228 238V239H229ZM236 238L235 237H233V240H235L236 241ZM8 239H9V237H8ZM12 239H10V241H11ZM120 241V240H119ZM236 241V242H237ZM229 242V241H228ZM2 243V242H1ZM26 244H27V242H25ZM226 243V242H225ZM234 243V241H232V244ZM5 244H6V242H5ZM235 244V243H234ZM116 246V245H115ZM229 246V245H228ZM15 247V246H14ZM27 247H28V245H27ZM227 247V246H226ZM237 248V247H236ZM14 249V248H13ZM13 249H12V252H14L13 251ZM232 249H233V247H232ZM10 250V249H9ZM231 250V249H230ZM17 251V250H16ZM235 251V250H234ZM11 252V251H10ZM19 252V251H18ZM231 252H232V250H231ZM16 253V252H15ZM28 253V252H27ZM226 253V252H225ZM229 253H230V251L229 252H227L226 254H228L229 255ZM9 254V253H8ZM7 254V255H8ZM11 254V253H10ZM232 255H233V253H231ZM230 254V255H231ZM6 255V256H7ZM225 255V254H224ZM229 255V256H230ZM14 256V255H13ZM125 256L126 257H128V256H130L131 257V260L134 262V264H139L138 263V260L137 259H134V258H132L133 256H131V254L130 253H127V252H125ZM227 256V255H226ZM226 256H224L225 257V260L223 259V264H228V261L229 260H227L226 259ZM234 256V255H233ZM15 259V258H14ZM16 260H18V259H16ZM3 261V260H2ZM225 261V262H224ZM1 262V261H0ZM9 263V262H8ZM16 264V263H15ZM18 264V263H17Z\"/></svg>", "mask_w": 264, "mask_h": 264}, {"label": "snow or ice", "instance_id": "snow-or-ice-1", "mask_svg": "<svg viewBox=\"0 0 264 264\" xmlns=\"http://www.w3.org/2000/svg\"><path fill=\"white\" fill-rule=\"evenodd\" d=\"M262 4H264V0H262ZM114 5V0H97V3L94 4H85V3H78L77 11L80 14L87 12L91 15V12H88L89 8L93 11L101 10L99 12L98 17H93V23L98 24L100 28H103L104 23V13L103 9H111ZM159 5L155 6L154 10L158 8ZM165 9L167 10L171 7L172 12L169 16L165 17V25L167 26V20L169 18L175 17L178 13H180V9H197L203 8V5L198 4H171V5H164ZM237 7H245L244 5H238ZM251 7V5H248ZM114 19L111 13L108 14L107 20L112 21ZM207 27V25H205ZM197 31L194 30L191 33L185 34V44L177 43L173 45V50L179 49V52H176L174 56H166L163 52L160 53L159 56H156V60L159 63L161 59L165 61H177L176 64L169 63L167 66L170 69H175V73L183 72L185 70V65L190 66L193 61L200 63V58L196 55V49L193 47V52L187 54V59H180V52H182L185 47H187V41L189 39L192 40V44H195V38L197 37ZM93 35H100L99 29L93 28L89 25L88 28V35H85L81 44L83 47H87L90 43V36ZM114 33L109 31L108 39L111 40ZM107 42V41H106ZM256 42L258 45V50L261 53V63L264 65V33L258 34L256 37ZM160 45L157 44V48ZM81 49H77L76 54H79ZM154 49H148V55L154 54ZM116 52L113 51V55ZM100 52L98 49L91 50V56L93 58L98 57ZM107 55V53H105ZM72 57L74 59V54L70 50L68 54L63 57L62 59L67 60L68 64H72ZM204 59L207 60L208 56L204 55ZM103 63L102 60H97V65H101ZM123 63V60H121ZM179 65V66H178ZM201 70L205 69V65L200 63ZM123 72V69H121ZM172 73V74H175ZM167 75V74H166ZM201 72L198 71L196 76L199 77ZM261 75H262V83H264V67L261 68ZM107 79V77H104ZM180 88L184 87L183 79L178 81ZM153 88L158 90L157 80H153ZM192 95L189 96L187 99L183 100L184 103V111L187 112L189 109V105L193 104L198 98V90L196 87V82L193 81L192 85ZM152 89L145 83V78L142 77L139 81V91L140 95L137 97L133 95L131 98L135 100L137 103L145 100V93H149ZM203 93H200L202 96ZM261 103H264V97H262ZM143 107H147V104L142 105ZM235 109V106H233ZM196 109L193 108V111ZM177 117L181 114L179 112L176 113ZM167 122H165L166 126ZM160 129L161 131H165V128H161L159 124L150 126ZM129 147H131L129 145ZM229 159H231V153L228 154ZM245 159H248L245 157ZM191 163V162H190ZM20 164L23 166L22 171L24 172L25 176H29V169L33 170V173L39 177V168L40 164L35 161L33 158H25L20 161ZM176 168L178 169L179 166L177 165ZM252 173H256L262 177H264V160H261L259 169L253 167L250 170V175ZM91 175V173H88ZM228 176L235 180V177H231V174L228 173ZM96 181L101 187L97 188L95 191L92 192V197H96L99 194L102 198H107L105 193L111 194V200L108 203V206L112 208L111 212V222L109 224V228L115 226L123 233H131V221L133 218L139 219L146 211H151L152 207L155 206L158 210L162 205H167V212L172 211V206L176 202L181 201H188V196H181L179 193L172 191L170 188L165 187L163 192H158L155 195H144L139 189H133L131 183H129L127 189L120 188L119 185L116 186L115 191H112L110 188L104 187L103 183L105 180L112 179L120 181L121 184L124 183L126 174H122L119 172H109L105 170L102 174L96 175ZM223 177L221 175H217V181H220ZM264 184V181H262ZM184 187L187 188L188 184L185 183ZM243 189V199L238 200L236 199V193H233V198L226 201L227 204L231 205V208L228 209L229 212H232V218L236 216H241L243 223L246 225L245 231L241 232L240 239L247 241L249 238H252V243L247 244L245 243L243 246L237 243V248L234 251L233 255L236 257L235 259H230L228 264H264V222L261 224V228L259 233H255V230L252 229L249 221L252 219V213H257L261 218H264V187H262V191L260 194V199L256 201L257 207H252L250 203V191L249 187H244L243 184L240 185ZM79 189V186H77ZM92 197H89L91 199ZM143 197V198H141ZM127 205V207H124ZM145 218H147L145 216ZM215 219V218H214ZM225 219H228L227 215H225ZM51 223V232H48L47 229L45 232L40 233L35 238L38 242L34 244L31 248L32 259H25L23 264H65L64 260L53 262L50 258V251L57 252L58 255L66 256L67 257V264H134L131 260V257L125 256V252L120 250L119 248H113L111 246V239L110 236H105L103 232H94L91 225H88L81 221L80 219L72 216V215H65L59 219L53 220ZM222 229L227 227L232 229V225L230 223L225 224L223 220L220 221ZM161 231L156 233L157 236L163 235L164 226H160ZM83 233L84 235H81ZM255 233V235H254ZM231 235L235 236V230H232L230 233ZM135 235H139L136 233ZM131 238V236H130ZM141 240L144 237H140ZM50 250V251H49ZM190 264H206L204 261H191ZM223 264V262H221Z\"/></svg>", "mask_w": 264, "mask_h": 264}]
</instances>
